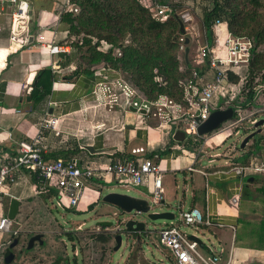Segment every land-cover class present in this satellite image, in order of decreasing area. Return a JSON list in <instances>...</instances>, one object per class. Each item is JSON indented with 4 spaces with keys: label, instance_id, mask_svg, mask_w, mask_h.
Returning a JSON list of instances; mask_svg holds the SVG:
<instances>
[{
    "label": "crops",
    "instance_id": "1",
    "mask_svg": "<svg viewBox=\"0 0 264 264\" xmlns=\"http://www.w3.org/2000/svg\"><path fill=\"white\" fill-rule=\"evenodd\" d=\"M27 1L30 2L29 14L33 16L28 24V44L10 41L11 13L5 11L0 15L4 27L0 33V162L16 154L20 140L31 139L37 134L44 117H60L61 134L56 135L53 130L46 133L48 159H67L75 155L93 165L91 158L97 156L102 157L105 163L102 165V160H98L101 162L94 163V166L104 167L125 156L152 157L162 169L163 199L159 203L151 201L152 178L146 184H130L135 186L133 188L127 186V191L135 190L129 194L148 198L152 205L168 207L178 201L179 211L200 207L213 222L211 225L192 226L188 231L200 239L205 250L211 248L219 254L218 264H264V173L243 175L230 166L233 161L254 163L264 160V135L257 140L250 138L244 147L240 146L242 153L223 156V163L212 164L216 157L221 156L215 153L208 159V164H202L204 154L195 150L192 154L193 148L178 144V141L190 138L181 126L145 119L139 111L131 109L125 99L112 104L107 102L105 86L107 75H112L111 70L105 66L83 70L86 67L81 65L78 47L71 39V25L63 18L67 11H71L73 2L70 1L69 5L67 0ZM182 2L185 6L183 12L190 13L193 23L201 21L203 24L204 8L211 5V0ZM211 31L213 37L215 33L221 38L220 44H211L212 49H222L230 32L227 23L223 22ZM51 42L62 49L57 53L51 52L48 46ZM221 52L225 54L224 50ZM207 74L213 76L211 72ZM39 91H45L46 95L39 98ZM220 100L223 98H215L217 105L221 104ZM213 135H210L211 139L215 137ZM222 141L221 138L218 146ZM85 145L94 146L95 151L88 150ZM201 150L204 151L203 148ZM241 154L242 158H248L239 160ZM176 157L178 167L173 164ZM106 179L107 183L100 179L87 185L102 189L113 180L117 182L113 174H107ZM55 194L37 193L33 172L23 169L17 181L7 186L0 202V215L8 216L10 201L17 198L20 205L16 216L20 226L14 230L23 231L21 229L25 226L24 231H28V227L45 223L44 209L48 202L56 207ZM99 199L100 196L98 199L95 197L90 205H97ZM218 220L223 225H219ZM158 242L156 253L153 257L145 255L143 264H174L170 251L161 245L159 237Z\"/></svg>",
    "mask_w": 264,
    "mask_h": 264
},
{
    "label": "built area",
    "instance_id": "2",
    "mask_svg": "<svg viewBox=\"0 0 264 264\" xmlns=\"http://www.w3.org/2000/svg\"><path fill=\"white\" fill-rule=\"evenodd\" d=\"M70 1L67 0L69 5ZM139 1L149 7L153 11V15L160 20L167 19L170 14L169 7L158 3L157 0ZM0 4L2 5L0 15L5 11L11 13L10 41L18 43L22 41L24 44H28V24L33 18L29 14L30 2L27 0H0ZM7 8L9 9L7 10ZM70 9L76 12L79 8L73 3ZM180 18L185 22L191 20L192 16L188 12H183L180 14ZM222 23L223 21L216 20L212 24V30H215ZM3 29L4 27L0 22V33ZM220 41L221 38L217 34L214 42L220 44ZM48 46L51 52L55 53L62 49L60 45L54 42L49 43ZM252 47L253 42L250 38L234 35L231 32L228 33L222 49L215 51L209 43L202 45L198 57L200 60L208 57L210 66L215 73L211 78H208L195 71L194 81L189 80L193 84L187 85L188 88L185 90L182 101L168 96H160L155 100L145 98L132 100L131 95L136 90L133 92L123 89L122 96L125 100H128L127 104L136 107L145 119L159 118L160 121L172 126L179 125L185 134L194 140H199L200 137L205 136L198 132V127L209 117L211 111L215 108H222V105H217L214 99L216 97L217 99L223 98L226 104L235 108L236 114L231 120L223 123L213 131L212 134L228 136L231 135L229 130L233 128V134L238 135L241 129H245L244 121L246 119L249 122L246 128H249V130L255 127L258 120L257 112L246 114L242 105L238 104L240 100L244 99L242 85L246 74L241 75L237 68L248 65ZM222 50L225 51V54H222ZM231 70L239 75V82H233L229 79V71ZM197 83H202V86L199 87ZM111 88V82L107 83L105 92L112 93V99L115 102L117 101V95L112 92ZM256 89V97H258L264 91V81L260 82ZM140 109H145L146 112L142 113ZM262 111L264 112V108ZM59 119L60 117L56 116L44 117L37 134L31 139L20 140L16 154L8 156L0 162V202L4 198L7 186L17 181L23 169L32 171L38 177L37 193L46 192L50 188L55 189L54 202L56 207L61 209L77 207L84 196L87 183L90 181L97 182L100 179L106 180L107 174H113L117 183L125 185L146 184L152 178L151 201L159 203L163 199L162 169L152 157L125 156L104 167L85 163L75 155L67 159L61 157L48 159L46 157L48 142L46 133L53 130L56 135L61 134ZM216 155H220V153H216ZM236 168L235 172L243 175L248 172L264 173V160L254 163L253 161L250 163H237ZM234 201H237V198H234ZM175 219L179 222H176ZM212 222L210 217L205 216L200 207L193 206L180 210L177 218L169 220L158 229L159 241L162 246L170 251L174 264H218L219 254L211 248L205 250L197 240L190 236L191 234L185 228L201 224L211 225ZM217 222L219 225H223V222L219 220ZM17 232L12 228V219L7 215H0V254L13 241V238L6 239V234L12 233V235H15Z\"/></svg>",
    "mask_w": 264,
    "mask_h": 264
},
{
    "label": "rangeland",
    "instance_id": "3",
    "mask_svg": "<svg viewBox=\"0 0 264 264\" xmlns=\"http://www.w3.org/2000/svg\"><path fill=\"white\" fill-rule=\"evenodd\" d=\"M182 1L183 0H176L173 2L178 5L184 6ZM182 8L185 9V6ZM182 8H179V13H183L184 9ZM246 12L248 13V16H250L248 23H251V27H249V29L264 21V7H261L256 10L252 6H247ZM123 20L126 21L125 17ZM193 22L194 21L192 20L185 21V33H179L177 31V34L174 38V40L178 44L175 48V53L179 59V70L183 73H186V65H190V67L193 69L191 76H188V78L187 76L185 78L182 77L179 80L178 90L181 91L182 96L177 94V96L172 97L178 101L183 100L185 90L188 88L187 85L192 83L189 80L194 79V72L197 71V68H201L203 65V60L199 59L198 53L201 46L207 43V37L204 26L201 21H195V23H198L196 25ZM99 27L100 25L97 24L96 29H98ZM130 28L132 27L124 26L123 24H113L111 27H109L108 32L113 33V35L118 38V42L127 44L131 42V34L129 31ZM242 35L248 38L251 37L248 33ZM83 36L84 35L81 33H74L73 38H71L78 47L81 65H84L83 68L88 66H105L107 67V70H111L112 75H107V82H111V89L112 92L117 95V101L119 99H125L124 96H122V92H124L123 89L133 92L136 90V92L131 95L132 100H142L144 98L148 100H155L156 98L158 99L160 96L170 97L169 95L164 93L160 94L157 97H150L147 92L142 91L131 81L132 79L130 78L131 76L127 68H124L121 64H116V59L106 57L104 55V52H106L110 48V44L107 43L106 40H101L99 42L98 49L102 51L101 54H99L97 52V49H93V42L91 45H89L90 43L80 44L81 38ZM186 38H189V42L187 43ZM214 38L216 39L215 33ZM93 40L97 41L96 38H94ZM133 45L136 46L137 44L134 43ZM186 47H189V52L187 56L188 60H186ZM114 48L115 53H117L119 47L117 46ZM110 61L112 63H110ZM149 61L153 60L149 58ZM186 61L188 64L186 63ZM105 62H107V64ZM149 67L150 66L146 65L144 67V70H150ZM237 70L242 75L246 74L247 72L245 70V67L242 68V71L240 70V68H237ZM152 71L154 74V80L157 81L159 84L165 85L163 77L158 74V68L154 66ZM262 74H264V71ZM205 76L211 78L212 74H206ZM198 78L200 79V77ZM201 86L202 83H199V87ZM263 93L257 97L256 102H253L254 104L244 107L246 114L252 112H254L255 114L257 110V119L264 117V112L262 111V109L264 108ZM112 98V93L110 94V92L107 91V102L111 104L115 103L116 101L112 102L114 101ZM127 101L128 100H126L125 102ZM220 102L222 108L228 106V104L224 102V99L220 100ZM153 120L159 121L161 119L153 118ZM244 124L245 129H241V132L238 135L233 134V128L230 129L229 131L231 135L221 137L223 141L221 142L222 144L219 146L217 143H219L218 141H220L221 138H219V136H217L216 134L213 135L215 137L211 139L210 135L212 134V132L211 134L208 133V136H205L204 138L200 137L199 140L189 138L187 140H184L183 142L178 141V144L181 143V145L186 148H193V150L190 151H193L192 154L195 151L199 152L200 154H204V156L202 157V164L204 165L208 164V159L212 158V155H214L215 153H220L221 156L216 157V162L212 164H217L218 162L223 163L225 160L223 156H230L234 153H242V148L240 147L241 143L247 136V134L250 133H247V131L249 130V128H246L249 125L247 119L244 121ZM263 135L264 125L262 126V131L257 132L251 139L257 140ZM208 140L209 142L207 143ZM202 148L204 149V151L201 150ZM236 158H238V156H236ZM91 159L93 162V166L94 163L98 164V162H101L98 160H102V163H100L102 165H104L103 163H105L102 157L97 158V156H94ZM173 164L175 167H178V157H176ZM230 166H232L233 170L237 169V163H235V161H233ZM127 186H130L129 188L135 187L130 184L125 185L123 183H117L114 180L111 181V183L105 185L102 189L91 188L87 185L85 188L84 196L80 200L78 206L71 209L57 208L54 207L52 203L48 202L47 207L49 209L47 207H45L44 209V218H46L45 223L38 227H28V231H24L26 229L25 226H23V229H21L23 231H20L19 229L18 232H20L21 237L19 239L18 244L14 248H12L14 252L13 260L6 261L5 252L8 248L6 247L1 251L0 264H143L145 262L143 257H145V255L153 257V254L156 253V248H158L159 242L156 230L163 226L165 222H169V220L158 219L153 221L147 217L146 213H124L121 212V210L117 206L103 200V195L109 191L135 193L134 189L127 191ZM180 191H182V189ZM99 196L101 199L97 201V205L93 206V208H90L91 205L96 204L93 203L90 205V203L93 202V199L95 197L96 199H98ZM179 209L180 205L178 201H174L168 207L163 204L152 205V210L154 211H173L176 215L179 214ZM130 216L137 220L146 221L147 232L141 233V238L139 239L138 237H136L137 235L134 234V232L126 231L123 226V220ZM17 220V216L12 219L13 229H17V227L20 226V223ZM108 221H112L113 223L109 225L101 223ZM185 228L187 231L188 229L192 230V226H188ZM118 231L124 233L123 243L118 250H114L116 245L115 236ZM35 233H43L45 242L43 241V244L35 242L30 249L26 248L28 247V245L26 246L27 241L29 240L30 236ZM70 234L74 236L73 240L70 239ZM99 235L105 237L108 236V239L104 241L98 237ZM13 237L14 235H12V233L6 234V239ZM59 257H61V259Z\"/></svg>",
    "mask_w": 264,
    "mask_h": 264
},
{
    "label": "trees",
    "instance_id": "4",
    "mask_svg": "<svg viewBox=\"0 0 264 264\" xmlns=\"http://www.w3.org/2000/svg\"><path fill=\"white\" fill-rule=\"evenodd\" d=\"M71 2L76 4L79 10L76 12L67 11L63 18L71 25L73 34L81 33L84 35L80 44L90 43L89 45H91L93 42L94 48H92L97 49V52L101 54L102 51L98 49V44L101 40H106L110 44V48L103 54L106 57L116 59V64H121L127 68L131 81L142 91L147 92L150 97H157L162 93L170 97H175L177 94L182 96L181 91L178 90L179 80L186 76L188 78L193 71L190 65H186V73L180 71L179 59L175 53L178 44L174 38L177 31L181 32L179 20L181 13L179 10L183 7L182 5L170 0H157L158 3L168 6L170 9L167 19L160 20L153 15V11L149 7L139 0H71ZM247 6H252L257 10L264 7V0H211V5L204 8V16L202 17L210 45L214 42L211 30L212 24L216 20L226 22L229 31L234 35L243 36L242 34L248 33L251 36L253 47L249 63L245 67L247 72L242 85L244 99L237 101L243 109L254 102L257 93L256 88L260 82L264 81V74H262L264 71V21L249 29L251 23H248L250 16L246 12ZM124 17L126 21L123 20ZM97 24L100 25L98 29H96ZM113 24L132 27L129 30L131 34L130 43H120L113 33L108 32L109 27ZM94 38L97 41H94ZM134 43L138 47L133 45ZM117 46L119 50L115 53L114 47ZM118 52L120 53L118 54ZM149 58L153 61H149ZM105 63L107 64V62ZM110 63L112 62L110 61ZM146 65L150 66V70H144ZM154 66L158 68V74L163 77L165 85L154 80L152 71ZM83 70L90 71L91 67H86ZM196 70L200 75H206L207 72L215 73L210 66L208 57L203 60L202 67ZM229 79L233 82H239V75L231 70L229 71ZM192 80L194 81V79ZM45 95V91L38 92L39 98ZM247 158V156L242 158L241 155L239 160L245 161ZM33 176L37 188L39 180L35 173ZM44 193L50 195L55 194L56 191L54 188H50ZM90 208H93V205ZM132 232L139 239L141 233L147 232V230ZM69 237L73 240L74 236L70 234ZM98 237L104 241L108 239V236L99 235Z\"/></svg>",
    "mask_w": 264,
    "mask_h": 264
},
{
    "label": "water",
    "instance_id": "5",
    "mask_svg": "<svg viewBox=\"0 0 264 264\" xmlns=\"http://www.w3.org/2000/svg\"><path fill=\"white\" fill-rule=\"evenodd\" d=\"M179 18V17H178ZM180 24H181V32L185 33V26L184 22L181 18H179ZM189 42V38H186V43ZM189 47H186V59L188 60ZM131 109L134 111H137V108L134 106H131ZM140 112L145 113V109H140ZM236 114V110L232 105H228L224 108H215L211 111L209 117L198 127V132L201 135H205L208 133H211L218 129L223 123L231 120ZM264 125V117L258 119L255 123L256 129L244 138V140L241 143V147H244L246 142L252 138L257 132H260L262 129V126ZM85 147L90 151H95V147L92 145H85ZM103 200L106 202H109L115 206H117L121 212L126 213H146L147 217L150 220H158V219H174L176 214L173 211H154L152 210V203L150 199L145 197H139L136 195H132L126 192H119V191H109L103 195ZM20 201L17 198H12L10 201V207H9V213L8 216L11 219H14L18 213L19 210ZM102 224L109 225L112 224V221L108 222H101ZM124 228L126 231H142L146 230V221L144 220H137L134 219L132 216L125 218L123 220ZM123 232L118 231V233L115 236L116 239V245L115 250H118L123 242ZM193 239L197 240L200 243V239L196 237L195 235H190ZM18 238H15L9 245L8 249L5 252V259L6 261H12L14 258V252L12 248L16 246L18 243ZM36 241H39L40 243H43L42 240V234L41 233H35L33 234L29 241H28V248H31Z\"/></svg>",
    "mask_w": 264,
    "mask_h": 264
},
{
    "label": "flooded vegetation",
    "instance_id": "6",
    "mask_svg": "<svg viewBox=\"0 0 264 264\" xmlns=\"http://www.w3.org/2000/svg\"><path fill=\"white\" fill-rule=\"evenodd\" d=\"M20 237H21L20 232H17V233L14 235L13 240H14L15 238L20 239ZM18 242H19V240H18ZM17 244H18V243H17ZM17 244H16V245H17ZM14 247H15V246H14Z\"/></svg>",
    "mask_w": 264,
    "mask_h": 264
}]
</instances>
